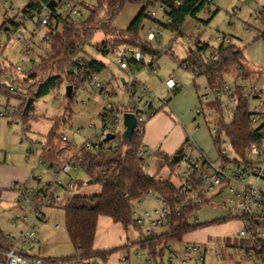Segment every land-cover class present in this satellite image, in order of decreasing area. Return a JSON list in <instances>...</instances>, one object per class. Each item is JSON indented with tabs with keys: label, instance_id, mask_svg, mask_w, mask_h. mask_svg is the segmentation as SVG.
Here are the masks:
<instances>
[{
	"label": "rangeland",
	"instance_id": "1",
	"mask_svg": "<svg viewBox=\"0 0 264 264\" xmlns=\"http://www.w3.org/2000/svg\"><path fill=\"white\" fill-rule=\"evenodd\" d=\"M26 2L27 0H0V23L18 14ZM63 2L62 7L59 8L62 17L70 13V8L77 7L80 9L79 17L85 18L88 14L87 5L94 4L95 0H63ZM142 7L143 5L139 2H126L113 18L112 26L117 29L125 28ZM149 11H154V17L159 20V22L145 20V23L150 22L160 31L157 38L151 41V47L159 52L155 54L153 62L157 71L153 73L149 66L143 64L139 66L136 62L129 61L131 74L135 77L133 84L145 86L157 96L152 101L154 109L157 108L156 111L151 116H145L143 121V128L144 126L149 127L150 132L145 136L142 132L140 143L142 140L149 141L155 133L167 131L172 127L173 120L170 119L165 106L159 107L160 99H162L160 96H164L167 100L164 104L179 115L180 123L184 126L189 140H194L209 158L215 159L217 148L214 144L215 136L211 135L210 129L218 118L219 111L223 114L224 121H230L233 116L232 107L228 103H223L221 108L217 109L212 102H205L204 89L209 86L206 77L180 66V63L186 57L188 49L195 47L196 42L200 45L207 43L209 48H216L228 39L229 42L224 44L241 48L244 56L242 63L246 68L263 72L254 75V79L243 80L237 78L235 69L228 68L223 73L224 84L227 86L244 85L253 80L264 79V23L261 19L264 13V0H213L194 17H186L180 29L181 33L172 31L160 23L166 20L162 6L156 4L150 7ZM38 16H41V13L27 20L25 25L31 36L29 53H25L21 43L7 36L6 31H1L0 61L3 63V68H7V72L4 75L0 74V84L9 85L10 75L14 73L15 65H20L24 72L31 66V60L36 63L42 55V48L38 43L47 27L36 25ZM34 28L36 31L32 33ZM144 33L145 31H140L142 37ZM102 39V33L96 32L91 40L84 44L80 54L81 58H97L105 63V67L97 73L99 82L106 86L102 92L94 89L90 81L85 79L79 86L73 88L72 99L68 100L65 87L70 84V81L64 78L49 93L35 100L32 111L27 115L25 128L19 117H16L20 109L19 99L23 94L13 95L7 105L6 96L0 94L1 105L11 112L10 117L7 115L0 117V184L2 186L3 182L8 183L11 180L12 172L7 169L8 167L25 169L30 176L33 173L34 177L28 179L29 184L42 186L53 177L49 168L51 163L60 165L66 156L71 157L86 141L96 142L94 129L89 124H94L98 128L101 124L98 116L100 109L110 102L117 103L120 99L123 100L124 82L122 78L126 79L125 71L119 69L110 60L113 54L109 52L102 54L97 48ZM118 40L121 39L118 38ZM205 55H208V50ZM127 56L129 58L130 55ZM168 75L178 82L174 91H167L163 87V81ZM136 92L139 93L141 90L137 88ZM143 93L146 95V92ZM123 102L126 103V98ZM196 107L198 109L209 107L211 116L204 111L203 114H197ZM121 109L128 110L125 104L121 106ZM155 114L158 116L154 118ZM53 124L59 126L58 133L53 138L50 148L43 150L47 133ZM123 130L124 124H117L118 135L105 144L114 145L121 141ZM62 135L66 136L67 141L61 140ZM224 148L231 153L228 144H225ZM198 152L194 148L192 155L195 156ZM5 153H10V160H5ZM37 157L43 160V164L40 163L34 168V161ZM145 162L146 172L149 174H155L162 179L168 178L178 187L182 185L184 179L181 177V168L170 167L160 156L156 155L153 156L151 162ZM181 166L184 164L182 163ZM36 177H40V180L37 181ZM69 177L74 182L73 195L96 194L101 190V185L97 182H90V178L81 168L71 173ZM7 188L8 186H6V191ZM11 190L8 189L7 192L10 193ZM156 196L155 192H150L139 200H134L132 202L134 209L147 211L152 215L153 208L157 206ZM64 204L65 201L53 206H44L42 214L36 217L35 212L24 200L14 201L3 197L2 200L0 199V230L17 239L30 224L34 242L27 244L23 250L26 251V255L38 256L46 263L57 264L61 261L62 264H104L107 260L99 257L84 263L74 257L75 249L65 229ZM196 214L201 224L185 233L181 241L169 242V248L165 246L162 251L160 249L164 238L153 240L151 242L153 245H148L146 249L133 245L149 230L150 226L146 221L140 226L132 223L124 228L122 224L101 215L97 219L94 247L110 248L111 252L107 258L110 261L109 264L121 263V257L127 252H129L131 263L136 261L139 264H162L160 257L163 262H166L170 253H183L188 245L198 247V251H191V256L198 254L203 256L202 260L196 258V264H264L260 260L254 262L241 257L242 239L239 231L242 228V221L229 216V211L220 198L215 197L213 201L202 204L198 207ZM166 226H154L152 229L162 232L167 230ZM155 246L156 249H154ZM30 247L32 248L29 250ZM137 250L142 254L139 260H135L134 257ZM69 257H73V260L66 259ZM148 257L151 259L149 263L145 261ZM178 264H194V261L188 258L185 263L179 262Z\"/></svg>",
	"mask_w": 264,
	"mask_h": 264
},
{
	"label": "trees",
	"instance_id": "2",
	"mask_svg": "<svg viewBox=\"0 0 264 264\" xmlns=\"http://www.w3.org/2000/svg\"><path fill=\"white\" fill-rule=\"evenodd\" d=\"M126 2H139L143 7L125 28L117 29L112 26V21ZM59 3L60 0H27L18 14L6 18L0 23V33L2 30L7 32L24 25L22 20H29L38 15L41 5H45L52 12L47 29L50 35L48 49H45L38 61L26 71H21V74L12 73L9 85L0 84V94H4L7 98L6 105L13 95L23 94L19 99V115L16 116L19 117L23 128L26 126L27 115L32 111L38 97L49 93L65 78L72 85L71 95L66 96L68 100H71L74 87L79 86L85 79H88L91 84L92 76L97 75L105 67V63L97 58L80 57L84 44L90 41L96 32H101L103 35V39L97 46L102 54L112 53L120 46L126 45L141 50L145 55L155 60V54H159L158 50H154L151 47V41L140 34V26L145 20L159 22L155 17L148 18L146 13L149 8L156 4L162 6L166 20L160 23L172 31L181 33L180 29L186 17H194L211 1L95 0L94 4L87 5L88 14L85 18L70 13L62 17L59 12ZM261 19L264 22V13ZM207 50L208 55H205ZM243 58L241 48L235 45L221 42L216 48H209L207 43L200 45L196 42L195 47L192 46L188 49L180 66L193 70L197 75H204L210 87H221L224 84L223 73L228 68L235 69L237 78L243 80L254 79V75L263 72L262 70L251 71L246 68L242 63ZM6 72L7 68H3V63L0 61V74L4 75ZM10 86H12V91ZM105 87L104 85L103 88L96 90L102 92ZM137 88L141 90L140 85L133 84L134 92L137 91ZM131 105L132 101H128L125 107L130 108ZM212 105L217 109L221 108L219 102H212ZM215 125L218 128V134L214 139L215 147L220 133L229 137L233 148L238 152L243 151L249 142L255 140L254 130L249 120L247 101L239 93L237 94L236 111L232 119L226 122L223 116H220ZM58 127L53 124L47 133L43 150L50 148L53 138L58 133ZM142 132L143 123L138 122L128 145L123 144L122 141L114 145H107L106 141H102L93 149L81 147L71 156L72 161L87 174L88 178L101 185L100 192L89 195L74 194L63 205L65 229L75 249L74 257L83 263L95 257L105 259L111 252L110 249L94 250L92 248L99 216H107L113 222L122 224L124 228L132 223L136 225L132 202L139 200L148 191L155 192L170 206L179 203L176 198L179 191L178 186L168 178L162 179L155 174H149L140 166L143 160L137 156L136 152L141 145ZM187 151L188 138H185L176 153L167 155L155 151L154 155L160 156L164 163L170 167L176 168L177 164H185L190 169V173L186 177L182 175L181 177L183 179L191 178L196 183V168L194 165L189 166L184 158ZM52 165L53 163L49 165V168ZM18 184L28 185L29 182L28 180L21 183L13 182L10 188L17 191ZM197 209L195 204H187L178 215H172L168 226H166V231L157 232L152 229L149 233L143 234L142 239H138L133 245L146 249L148 245H153L151 243L153 240L164 238L163 246L161 244L162 248L160 249L162 251L165 246H169V242L181 241L185 233L201 224V222L194 223L190 220V216L195 215ZM0 241L6 246L11 244V240L1 230ZM148 242L149 244H147ZM153 252L154 250L151 251L152 254ZM66 259L73 260V257Z\"/></svg>",
	"mask_w": 264,
	"mask_h": 264
},
{
	"label": "built area",
	"instance_id": "3",
	"mask_svg": "<svg viewBox=\"0 0 264 264\" xmlns=\"http://www.w3.org/2000/svg\"><path fill=\"white\" fill-rule=\"evenodd\" d=\"M213 1V0H207ZM63 0H60L59 8L63 5ZM66 5H68L66 3ZM38 16V25L48 26L50 24L49 18L52 14L45 5H41V10ZM70 14L79 15L80 10L77 7L70 8ZM147 16L152 18L155 16L154 11H148ZM24 25H21L13 30L7 31V35L11 36L15 41L21 43L25 53L30 52V33L27 32L25 25L27 20H22ZM37 25V26H38ZM45 30L44 34L39 40V46L42 51L48 49L50 42V35ZM36 28L32 30L35 33ZM140 31H145L144 38L147 40H154L157 35L160 34L159 29H156L150 22H144L140 26ZM229 40H224V43H228ZM111 61L114 62L117 67L125 71L126 79L124 82V95L126 103L132 101V105L128 108L129 112L134 113L136 117V124L138 122L143 123L145 116H151L152 110V95H145L147 93L144 86H140L141 92L137 93L133 90V83L135 77L131 74L129 61L136 62L150 67V71L155 73L156 67L153 66L154 60L152 57L145 55L141 50L122 45L116 51L112 52ZM130 55L129 58L127 55ZM35 62L31 60V65ZM138 66V67H139ZM22 71L20 65H15L13 72L19 73ZM127 71V72H126ZM166 87L170 90L176 89V82L172 77H167L164 81ZM91 85L94 89H101L104 84L99 82L97 75H93L91 79ZM12 91V86H10ZM204 101L219 102L220 106L223 103L231 105L233 114L236 111L237 94H241L247 101V109L249 114V120L251 127L254 130L255 140L249 142L243 151H236L231 140L224 133H220L217 138L216 148L217 154L215 159L209 158L203 152H198L195 156L192 155V150L195 148L194 143L188 138V151L185 155V159L188 165H194L196 168V183L191 178L184 179L182 185L179 187L176 198L179 203L170 206L169 203L157 195L155 201L157 206L152 210V215L147 211H140L133 209V217L137 226L142 225L145 221L149 223V233L154 226H166L169 224L172 215H178L180 210L187 204H195L196 207L201 206L204 203H209L216 198H220L222 204L228 209L229 216L239 218L242 221V228L239 231V235L242 239L240 246L241 257L249 259L251 261H261L264 263V79L253 80L248 84H234L233 86H227L223 84L221 87H205ZM225 98V100H223ZM211 99V101H210ZM7 103V102H6ZM121 99L117 103H108L107 106H103L98 112L101 124L98 128L94 124H89L94 129V136L96 142L91 143L86 141L81 147L84 149L96 148L98 143L104 141L107 135H114L111 139H115L118 135L117 124L123 123V113L125 110L121 109V106L126 104ZM0 117L9 116L11 112L7 108L1 105L0 100ZM203 111L211 116L210 108L198 109L197 114H203ZM223 116L221 111L218 112V118ZM215 121V122H216ZM136 127V126H135ZM211 135L218 134V128L214 125L210 129ZM223 136V137H222ZM62 141H67L65 135L61 136ZM110 141V140H108ZM107 142V141H106ZM228 144L231 153H229L224 145ZM137 156L142 158L143 162L140 165L142 169L146 170V162H150L153 158L154 152L152 150H146L141 145L138 147ZM5 160H10V153H5ZM28 160V159H27ZM43 164V160L37 157L34 161V168ZM177 167L181 168V175L186 177L190 173V169L181 164H177ZM78 165L72 161L71 157L63 159L60 165H52L50 170L53 173L52 179L42 185H22L18 184L17 187V200H24L29 207L35 212V216L38 217L42 214V208L44 206L57 205L63 201H67L72 196V190L74 189V182L70 176L71 173L76 172ZM30 177H34L32 173ZM68 177V178H66ZM39 181L40 177H36ZM252 180V181H251ZM146 192L143 196L150 193ZM190 220L194 223L200 222L197 214L191 215ZM30 224L26 226V230L20 233L17 239H14L7 235L11 240V244L6 246L0 241V264H45V260L38 256H28L23 248L34 242V237L30 231ZM247 241V243H244ZM21 245V248H19ZM32 247L29 248V250ZM169 248V246H168ZM198 251V247L194 245H188L185 247L183 253L174 252L170 253L166 262L162 264H178L179 262L185 263L188 258L193 259L196 264V258L203 259V256L198 254L197 256H191V251ZM135 260H139L142 257L140 251L134 253ZM146 262H151V259L145 258ZM123 264H139L136 261L130 262L129 256H124L121 259ZM62 264V262H58Z\"/></svg>",
	"mask_w": 264,
	"mask_h": 264
},
{
	"label": "crops",
	"instance_id": "4",
	"mask_svg": "<svg viewBox=\"0 0 264 264\" xmlns=\"http://www.w3.org/2000/svg\"><path fill=\"white\" fill-rule=\"evenodd\" d=\"M41 53L43 54V51H41ZM167 77H172V76L168 75ZM165 79H164V81H165ZM164 81H163V87H164V89H166L167 91H174V90H170L168 87H166ZM175 82H176V87H177L178 82L176 80H175ZM145 88L149 92V95H152L153 97L156 96L154 93H152L151 90H148L147 87H145ZM148 92H147V94H148ZM160 97H162V99H160L161 104H160L159 107L161 108V107H163V105L165 106L166 112L170 114L169 117H170L171 120H173L172 127H170V129L167 130V131H164V132H161L160 131V132L155 133L150 138L149 141L148 140H146V141H143L142 140L141 146L144 149H146V150H152L154 153H155V151H157L159 153H164V154H167V155H172V154L176 153V151L182 146V144H183V142H184V140H185V138H186V136L188 134L186 133V131L184 129V126L180 123L181 118L179 117V115L175 114L171 110V108L169 106H167V105L164 104L165 101L167 102V100H165V97L164 96H160ZM124 99L125 98L123 97V101H124ZM159 107H158V109H160ZM153 109H154V106H153V102H152V110ZM155 109H157V108H155ZM157 114H159V112ZM157 114H155L153 117L155 118V116H158ZM149 132H150V128L144 126V128H143V135L145 136L146 134H149ZM192 142L194 143V146L197 149V151L203 152V150L200 148V146L194 140H192ZM152 159H150V162L152 161ZM7 169L12 172L10 174V177H11L12 182H11V180L8 183L3 182L4 183L3 186L0 184V189H1L0 199L2 200L3 197H8V198H10V199H12V200L15 201L17 199V192L14 191V190H11V192L8 193L7 192L8 189L9 190L11 189L10 186H11V184L13 182H19V183L24 182V181H26V180L29 179L30 175L27 173V170L22 169V168L8 167ZM6 186H8L7 191H6ZM94 244H95V242H94V239H93L92 248L94 250H108V249H110V248H97V247H94ZM124 256H129V259H130L129 252H127V254H125ZM124 256H122V257H124ZM122 257H121V259H122ZM107 258H108V256L105 259H103L105 261L107 260L106 262H104V264H109L110 261ZM45 264H54V263L48 262V263H45ZM57 264H60V263H57ZM119 264H123V263L121 262Z\"/></svg>",
	"mask_w": 264,
	"mask_h": 264
},
{
	"label": "water",
	"instance_id": "5",
	"mask_svg": "<svg viewBox=\"0 0 264 264\" xmlns=\"http://www.w3.org/2000/svg\"><path fill=\"white\" fill-rule=\"evenodd\" d=\"M72 71V70H70ZM72 91V85L68 84L65 87V95L69 97L71 95ZM123 124H124V130L121 133V141L123 144L128 145L130 143V139L132 136V133L135 130L136 126V117L134 113L126 111L123 113ZM114 137V135H107L105 138V141L111 140ZM92 180L90 179V182Z\"/></svg>",
	"mask_w": 264,
	"mask_h": 264
}]
</instances>
